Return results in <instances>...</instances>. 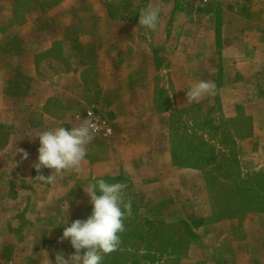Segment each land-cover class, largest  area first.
I'll use <instances>...</instances> for the list:
<instances>
[{"label":"crops","instance_id":"crops-1","mask_svg":"<svg viewBox=\"0 0 264 264\" xmlns=\"http://www.w3.org/2000/svg\"><path fill=\"white\" fill-rule=\"evenodd\" d=\"M129 1L161 6L156 31L140 26L138 13L112 14L106 0H0V262L44 264L47 252L55 264L56 252L72 254L59 240L63 204L69 215L85 213L83 187L93 178L148 181L151 201L190 206L181 219L212 213L202 171L174 162L167 124L176 111L221 103L232 116L231 97H264V0ZM200 80L213 81L215 93L187 102ZM91 106L115 118L116 135L95 137L81 173L35 180L33 137L79 125L74 117ZM249 216L200 225L188 252L213 238L232 250L216 261H254L247 240L263 217Z\"/></svg>","mask_w":264,"mask_h":264},{"label":"rangeland","instance_id":"rangeland-1","mask_svg":"<svg viewBox=\"0 0 264 264\" xmlns=\"http://www.w3.org/2000/svg\"><path fill=\"white\" fill-rule=\"evenodd\" d=\"M106 1L112 14H139L144 8L143 1ZM231 98L237 101L232 116H226L224 106L215 103L199 112L195 108L176 111L167 124L174 162L202 171L212 207L210 216L181 219L191 215L190 206L186 209L176 199L172 204L151 201L148 181L139 185L123 176L101 177L109 183L128 185L124 199L131 200L132 215L124 221L126 230L120 234L118 249L126 253L125 259L121 256L123 264H264V97ZM91 211L90 204L83 214H67L68 226L76 219H87ZM250 213L263 217V230L254 232L252 242L247 240L254 261H216L232 250L229 244L221 246L222 242L213 238L195 252H188L200 225L232 218L248 221ZM250 221L259 224L258 220ZM70 249L74 253L71 244ZM102 263L108 264L107 259Z\"/></svg>","mask_w":264,"mask_h":264},{"label":"clouds","instance_id":"clouds-1","mask_svg":"<svg viewBox=\"0 0 264 264\" xmlns=\"http://www.w3.org/2000/svg\"><path fill=\"white\" fill-rule=\"evenodd\" d=\"M162 8L150 2L139 13V25L152 31L158 29ZM213 81L200 80L192 83L186 92L187 102H200L205 96L215 93ZM98 132L97 124L90 119H83L77 126L70 129L55 127L38 132L33 138H38V158L32 165L38 173L34 178L42 183H55L65 172L81 173L83 163L88 153V145L95 139ZM23 159L28 153L17 148ZM43 168L52 169V173L44 176ZM94 182L83 187L90 198L91 214L87 219H76L63 230L59 238L61 242L69 240L74 253L65 257L63 252H56L55 264H102L104 256L119 249L121 236L125 229L124 221L132 215L131 200L125 201L126 183H109L104 179L93 178ZM99 193V194H98ZM69 203L65 200L63 210L69 215ZM67 219L63 224H68ZM44 264H52L45 252Z\"/></svg>","mask_w":264,"mask_h":264},{"label":"built area","instance_id":"built-area-1","mask_svg":"<svg viewBox=\"0 0 264 264\" xmlns=\"http://www.w3.org/2000/svg\"><path fill=\"white\" fill-rule=\"evenodd\" d=\"M79 124L83 119H90L97 124L98 132L95 137L110 139L117 133L115 118L102 108L91 106L74 117ZM0 264H15L12 260H6Z\"/></svg>","mask_w":264,"mask_h":264},{"label":"trees","instance_id":"trees-1","mask_svg":"<svg viewBox=\"0 0 264 264\" xmlns=\"http://www.w3.org/2000/svg\"><path fill=\"white\" fill-rule=\"evenodd\" d=\"M125 254L126 253H122L121 251L117 250L115 252H112L111 254L104 256V258L107 259L108 264H123ZM121 256H123V259H121Z\"/></svg>","mask_w":264,"mask_h":264}]
</instances>
